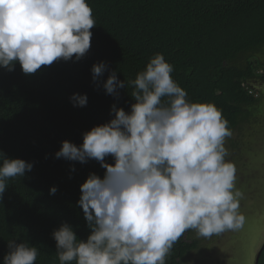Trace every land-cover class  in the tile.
<instances>
[{
	"label": "trees",
	"instance_id": "1",
	"mask_svg": "<svg viewBox=\"0 0 264 264\" xmlns=\"http://www.w3.org/2000/svg\"><path fill=\"white\" fill-rule=\"evenodd\" d=\"M88 3L96 25L91 29V47L81 59L61 58L32 74H25L18 61L13 70L0 67V163L6 157L33 164L23 177L7 181L0 199V264L11 250L10 241L36 246L35 264H59L53 232L64 223L72 226L78 240L86 241L91 234L79 204L81 185L92 173L103 178L106 169L95 159L81 163L57 158L56 153L66 140L81 146L84 133L115 117L113 106L131 111L136 102L132 87L126 85L116 94L104 88L113 71L121 81L133 80L151 57L162 53L173 64V78L187 91L188 99L214 103L227 119L231 135L225 145L235 155L246 141L243 132L254 121L263 120L258 123L264 133V117L256 116L262 100L258 84L264 85V58L255 56L264 49V0ZM99 62L107 69L94 80L92 68ZM74 93L87 94V104L74 106ZM261 137L250 139L257 142ZM259 147L264 152V145ZM105 162L114 164L115 159L109 155ZM251 183L254 195L239 202L245 221L236 231L243 234L250 213L257 219V213L261 214L264 222V208L253 211V205H247L252 199L263 204L264 175L255 176ZM191 231L174 243L165 264H186L188 255L199 248ZM260 244L254 264L259 252L258 264H264V240ZM250 257L246 264H252Z\"/></svg>",
	"mask_w": 264,
	"mask_h": 264
},
{
	"label": "clouds",
	"instance_id": "2",
	"mask_svg": "<svg viewBox=\"0 0 264 264\" xmlns=\"http://www.w3.org/2000/svg\"><path fill=\"white\" fill-rule=\"evenodd\" d=\"M96 25L88 0H0V67L25 74L58 59H81L91 47ZM107 69L93 65V79ZM174 66L162 53L150 58L135 79L121 81L113 71L108 94L132 87L131 111L113 106L115 117L84 133L81 146L64 141L57 158L106 169L81 185L82 206L92 231L78 240L68 223L54 230L59 264H165L174 243L187 230L211 237L243 227L241 193L234 191L235 165L226 160L228 121L211 102H194L173 78ZM74 106L87 94L74 93ZM115 159L105 162L106 156ZM33 164L4 157L0 199L10 178L23 177ZM51 189V193L56 192ZM4 264H35L36 246L10 241Z\"/></svg>",
	"mask_w": 264,
	"mask_h": 264
},
{
	"label": "rangeland",
	"instance_id": "3",
	"mask_svg": "<svg viewBox=\"0 0 264 264\" xmlns=\"http://www.w3.org/2000/svg\"><path fill=\"white\" fill-rule=\"evenodd\" d=\"M255 56L261 59L264 58V49L261 50L260 53L256 52ZM258 88H261V91L259 93L262 96V100L258 107L256 116L257 118H263V83H259ZM258 122H263V120H260ZM258 122L254 121V125H250L253 127H249L248 125L249 128H246V130L244 131L247 133L244 134L243 132V135L246 136V141H242L243 145L241 147V151L239 149L236 155L234 154V150L229 149V144L225 145L228 150L226 160L231 161L236 168V180L234 191H239L241 193V196L239 197V202L244 200V196H248L249 194L254 195V188L251 182L253 181L255 176L262 178L264 175V152H262V149H260L259 147L261 145H264V133L260 130L261 126L259 127L260 123ZM251 136H253V140H255L256 136H262L263 138L261 137V140H257V142H254L252 139H250ZM233 158H237L236 161ZM248 164L250 165V167L248 166ZM252 171L258 173L256 175H253L251 174ZM262 203L264 204V200L262 201ZM263 204H255L252 199L247 205H253V211H261V209L264 208ZM262 212H264V209L262 210ZM257 214L260 215L258 219L256 217H250V213L249 218L247 220V230L250 232L244 230V234L240 231L228 230V233L224 232V235H222L221 233L218 235L219 237H202L199 236L195 230H192L190 233L191 238H196V240L199 241V248L197 247L198 249H195L194 252L188 255L186 264H246V261L248 260L249 256H251L250 263L254 264L253 261L256 252L261 245L260 243H262V241L264 240V222L262 224L261 214ZM262 216H264V214ZM258 222H260V227ZM246 236L247 240H245ZM187 237L189 236L187 235ZM227 239L229 241L231 240L230 245L232 246L228 248L222 247ZM244 257H246V259H244Z\"/></svg>",
	"mask_w": 264,
	"mask_h": 264
},
{
	"label": "flooded vegetation",
	"instance_id": "4",
	"mask_svg": "<svg viewBox=\"0 0 264 264\" xmlns=\"http://www.w3.org/2000/svg\"><path fill=\"white\" fill-rule=\"evenodd\" d=\"M245 240H247V236L245 237ZM231 241V240H230ZM230 241L227 239L226 241H225V244L222 246V247H231L232 245H230Z\"/></svg>",
	"mask_w": 264,
	"mask_h": 264
},
{
	"label": "water",
	"instance_id": "5",
	"mask_svg": "<svg viewBox=\"0 0 264 264\" xmlns=\"http://www.w3.org/2000/svg\"><path fill=\"white\" fill-rule=\"evenodd\" d=\"M260 252H259V254L257 255V258H256V263L255 264H258V261H259V257H260Z\"/></svg>",
	"mask_w": 264,
	"mask_h": 264
}]
</instances>
